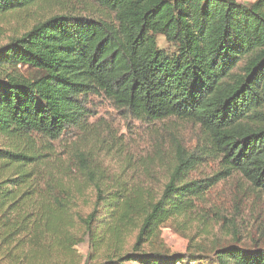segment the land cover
Masks as SVG:
<instances>
[{
    "label": "trees",
    "instance_id": "1",
    "mask_svg": "<svg viewBox=\"0 0 264 264\" xmlns=\"http://www.w3.org/2000/svg\"><path fill=\"white\" fill-rule=\"evenodd\" d=\"M83 1L109 16L0 0V17L46 10L0 37V264H198L150 248L234 175L264 194V0ZM20 66L38 75L25 79ZM94 96L150 125L193 123L204 148L177 144L170 160L153 148L151 164L168 172L160 194L109 179L85 153L65 165L53 143L90 132ZM210 160L218 173L191 180ZM215 264H264V249L226 247Z\"/></svg>",
    "mask_w": 264,
    "mask_h": 264
},
{
    "label": "rangeland",
    "instance_id": "2",
    "mask_svg": "<svg viewBox=\"0 0 264 264\" xmlns=\"http://www.w3.org/2000/svg\"><path fill=\"white\" fill-rule=\"evenodd\" d=\"M52 10L64 14L99 11L101 15L109 16L83 0H59ZM44 11L35 9L31 14L0 17V37L13 32L21 34L44 19ZM158 42L161 49L174 52L163 38ZM17 73L25 79L38 75L35 69L27 66L18 67ZM87 105L91 111L90 132L75 131L64 140L53 143L65 165L74 166L72 156L85 153L109 179L121 177L131 186L144 185L160 194L167 183L168 172L167 167L160 169L151 164L152 158L148 155L154 153L153 148L158 144L161 149L155 156L167 160L173 156L177 144L192 153L204 148L201 130L193 123L172 119L150 125L127 110L119 109L105 96L91 97ZM38 145L42 147L44 143L38 141ZM141 166L145 168L138 170ZM219 168L217 161H207L190 179L212 177ZM196 205L198 210L192 223L183 224L185 220L167 223L160 233L163 243L150 249L179 255L187 261H198V264H215L217 251L226 247L264 249V194L252 189L241 175L220 182L210 190L204 202ZM90 247L86 242L78 248L84 260L88 258Z\"/></svg>",
    "mask_w": 264,
    "mask_h": 264
},
{
    "label": "crops",
    "instance_id": "3",
    "mask_svg": "<svg viewBox=\"0 0 264 264\" xmlns=\"http://www.w3.org/2000/svg\"><path fill=\"white\" fill-rule=\"evenodd\" d=\"M239 3L241 4H245V5H248L250 3H253L255 2L256 0H237Z\"/></svg>",
    "mask_w": 264,
    "mask_h": 264
}]
</instances>
